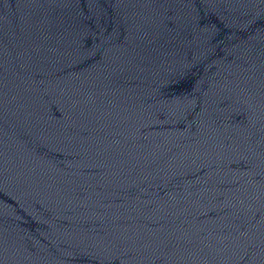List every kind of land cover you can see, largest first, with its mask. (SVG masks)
<instances>
[{
  "label": "water",
  "instance_id": "95a60500",
  "mask_svg": "<svg viewBox=\"0 0 264 264\" xmlns=\"http://www.w3.org/2000/svg\"><path fill=\"white\" fill-rule=\"evenodd\" d=\"M0 264H264V0H0Z\"/></svg>",
  "mask_w": 264,
  "mask_h": 264
}]
</instances>
